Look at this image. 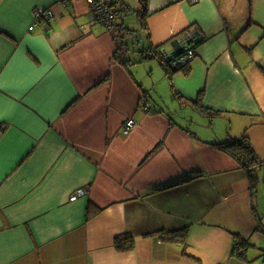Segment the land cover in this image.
Wrapping results in <instances>:
<instances>
[{
  "label": "crops",
  "instance_id": "0c3cea01",
  "mask_svg": "<svg viewBox=\"0 0 264 264\" xmlns=\"http://www.w3.org/2000/svg\"><path fill=\"white\" fill-rule=\"evenodd\" d=\"M131 5L141 8L148 45L128 59L121 39L132 30ZM38 8L52 17L38 21ZM116 8L111 27L92 17L88 0H0V264H225L232 243L239 258L234 246L245 238L232 206L241 193L251 216L256 195L213 143L247 134L264 157V0H117ZM187 28L200 37L188 65L168 73L144 57L168 43L175 50L170 38ZM148 74L168 80L189 115L152 103ZM128 118L136 125L125 133ZM187 225L182 242L158 235ZM125 233L135 245L124 251L114 241ZM188 237L201 238L202 250Z\"/></svg>",
  "mask_w": 264,
  "mask_h": 264
},
{
  "label": "rangeland",
  "instance_id": "374dc122",
  "mask_svg": "<svg viewBox=\"0 0 264 264\" xmlns=\"http://www.w3.org/2000/svg\"><path fill=\"white\" fill-rule=\"evenodd\" d=\"M133 1V0H132ZM132 4V3H131ZM138 9V8H137ZM134 5H131V9L127 11L125 16V25L132 30L127 34L126 38L121 39L122 45H123V55H126L127 58H131L132 55L135 54L139 55V44L143 43L148 45V32L145 28L140 27V21H139V12L141 11V8L137 10ZM99 25V24H98ZM99 27L104 31V28L99 25ZM136 29V30H135ZM99 44V46L105 45V41L100 39L98 42H95ZM173 45H170V43L163 46L162 51H167L168 53H171ZM115 48V47H114ZM114 48L112 49V53L114 51ZM138 51V52H137ZM148 61H158L157 59H151ZM144 65V64H139ZM136 66V65H134ZM148 78L151 81V85H147L146 89L148 92H151L149 100L153 103L154 99H158L161 103H164L167 107V112H172L174 114V117L176 115L178 116H184L189 115V113L193 110V107L190 105V103L181 102L178 97L169 95L170 89V82L168 80H165L162 84H160V81H155V79L148 74ZM155 103V102H154ZM176 114V115H175ZM205 119V116H203V120ZM224 117H219L218 120L222 121ZM205 121V120H204ZM226 121L230 122L229 118H226ZM210 122L206 124H202V126L207 129L210 128ZM264 162V157L261 158ZM260 174H258L256 179V199H255V206L256 210H254L253 206H250L249 213L251 216H248L246 214V210L244 208V199L241 196V193L237 195V205L232 206V209L236 215V219L238 224L240 225L242 232L244 233L243 237L247 240L246 243V256L247 259L240 260L239 258H233L231 256V251L233 248L234 243L231 244L230 248V257L224 261L225 264H264V165L263 169L259 171ZM252 208V209H251ZM251 217H254V221H256V225L252 226ZM206 237V238H205ZM209 235H203L202 238L208 239ZM188 243L194 246L195 250L201 251V238L193 237V238H187ZM241 243L239 240H237V247L241 248ZM192 248H188L187 246V252L192 253L191 250L195 251ZM238 252V250H236ZM200 257V255H197ZM202 258V257H200ZM207 259H203L201 261H192L193 264H207Z\"/></svg>",
  "mask_w": 264,
  "mask_h": 264
},
{
  "label": "trees",
  "instance_id": "16d2710c",
  "mask_svg": "<svg viewBox=\"0 0 264 264\" xmlns=\"http://www.w3.org/2000/svg\"><path fill=\"white\" fill-rule=\"evenodd\" d=\"M143 4L146 5L147 0H142ZM174 42V46H176V43L174 41V36L170 38ZM151 53H146L144 55L145 58H156L158 59L161 64L166 67L167 72H175L174 70L170 69L168 64L166 63V60L163 58L162 55V48L159 46L151 49ZM117 56V52H116ZM171 71V72H170ZM214 146H216L218 149L224 151L225 153L231 155L234 157L238 163L240 164V167H242L250 180V188L252 190L253 195H256V179L258 176L259 170L263 167L264 163L256 151L254 145L251 142L250 137L247 134L242 135L241 137H229L225 140H221L218 142L213 143ZM200 171H193V172H187L184 175L181 176V178L177 179L176 181H173L172 184H180L182 182L189 181L195 177V175L199 174ZM189 234V225L183 227L179 230L174 231H168L165 229L159 230L158 235L159 237L166 241V242H182L186 239V237ZM241 243V248L237 247V241L234 246V253L238 255V257L242 259H247L246 256V243L247 240L243 239V242L239 240ZM114 245L116 248L120 250H130L135 245V237L131 233H125L121 235H117L115 237ZM238 250V252H236ZM197 260H200L197 257H194Z\"/></svg>",
  "mask_w": 264,
  "mask_h": 264
},
{
  "label": "built area",
  "instance_id": "2783aa9c",
  "mask_svg": "<svg viewBox=\"0 0 264 264\" xmlns=\"http://www.w3.org/2000/svg\"><path fill=\"white\" fill-rule=\"evenodd\" d=\"M69 1V0H64ZM195 1V0H194ZM91 8V14L97 21H103L109 26H114L117 23L116 17L118 10L116 8L117 0H88ZM35 16L38 21L50 19L52 12L38 8L35 10ZM176 43L175 50L171 53L162 51L163 58L171 69L183 68L188 65L196 56V47L200 41L198 30L187 28L174 35ZM136 125L133 118L126 119L123 128L125 133H129ZM85 189L80 188L72 196V199H77L78 196L85 194Z\"/></svg>",
  "mask_w": 264,
  "mask_h": 264
}]
</instances>
